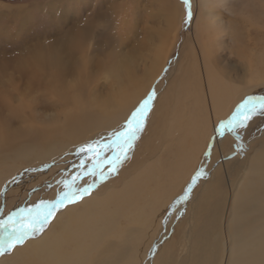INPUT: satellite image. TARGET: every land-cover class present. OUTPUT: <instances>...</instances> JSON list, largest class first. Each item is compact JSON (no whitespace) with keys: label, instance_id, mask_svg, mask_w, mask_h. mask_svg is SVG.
Instances as JSON below:
<instances>
[{"label":"bare ground","instance_id":"1","mask_svg":"<svg viewBox=\"0 0 264 264\" xmlns=\"http://www.w3.org/2000/svg\"><path fill=\"white\" fill-rule=\"evenodd\" d=\"M161 1L169 6L168 0ZM172 7L167 14L168 29L160 33L164 41L170 28L173 33L177 30L183 14L181 9L178 17L177 8ZM245 10L248 11L246 7ZM247 13L246 21H256L251 12L250 17ZM211 32L214 39L217 30L213 28ZM86 33L82 31L80 37L74 38L79 49L68 38L67 43L61 41L50 50L33 55L19 77L27 80L26 89L19 91L12 86L9 92L0 86V182L31 164L34 165L15 182L31 183L42 178L66 161L64 156L76 150L75 145L126 120L152 85L164 93L157 108L160 117H155L159 119L156 139L160 142L148 148L146 140L143 145L148 158L140 156L127 172L118 176L119 180L99 185L88 197L61 209L45 231L1 255L0 264H145L146 252L153 244L158 248L151 264H264V140L255 143L251 154L234 153L237 161L229 190L221 186L220 175L216 176L213 183L218 188L211 187L207 194L193 234L189 231L182 237L188 248L185 257L174 262L175 246L161 236L162 219L173 209L170 202L181 192L175 193L177 184L168 186L164 179L168 176L174 181L180 174L188 175L190 169L185 172L186 166L197 154L193 138L198 132L194 125H207L204 115L203 121L193 123L205 111L202 81L209 108L223 118L249 87L264 80V54H255V59L249 60L248 87L241 92L219 82L223 78L217 64L212 62L205 67L202 63L197 68L189 60L182 65L179 60L174 62L172 70H178V75L174 83L164 86L154 82L170 51L154 48L138 57L133 53L138 48L134 45L129 54L118 58L112 50L109 62H102L97 52L86 53L87 48L82 47L87 41ZM111 38L106 35V40ZM92 61L95 70L89 66ZM99 72L105 73L108 80L103 94L94 85ZM14 98L17 104L13 103ZM26 110L34 121L26 118ZM226 146L224 149L231 153ZM77 152L80 151L72 156ZM49 158L52 159L47 161Z\"/></svg>","mask_w":264,"mask_h":264},{"label":"rangeland","instance_id":"2","mask_svg":"<svg viewBox=\"0 0 264 264\" xmlns=\"http://www.w3.org/2000/svg\"><path fill=\"white\" fill-rule=\"evenodd\" d=\"M250 1L188 0V5L186 6L185 0H168V6L161 0H0L1 89L9 90V92L12 86H17L19 91L26 89L27 80L24 78L20 80L19 77L21 71L27 68L26 64L28 66V61L33 58V55L50 50L56 44L59 45L61 41L65 40L67 43L68 38L69 40H74L73 44H78V42H75V36L80 37L81 32L85 31L86 33L87 30V41L84 42L82 47L87 48L86 53L97 52L98 58L102 62H109L110 57L108 55L112 50L115 54L118 53L115 57H119L123 54H129V48L134 45L138 48L132 52L140 57L141 55H146L150 49L152 51L154 48L155 50L160 48L164 51H170L161 72L155 78L156 81L154 80V84L159 83L165 86L167 83L175 82L178 70L175 69L174 71L172 69L174 62L177 60H179V65L189 60L188 63H193L197 68H201L202 63L207 67L213 62L217 64L222 73L223 81L219 80V82H225L231 89L236 90L238 88L237 90L241 92L248 85L249 60L255 59V54L256 56L264 54V0H252V3ZM170 6H173L172 9L177 8L175 12L178 17L181 9L183 14L177 30H174L176 32L175 37H172L175 32L173 33V30L171 31L169 27L168 37L164 41L161 39L160 33H165L164 30L168 29L166 28L167 14L168 10H171ZM245 7L254 16L251 17L256 20L254 21L252 18L253 23L256 25L245 20V14L248 12ZM189 12L190 18H188ZM248 13L246 16H249ZM213 28L218 33H216L214 39H212L211 35ZM106 35L109 38L112 37L111 40H106ZM171 40L173 42L172 45ZM105 41L109 43L106 44ZM77 44L76 49H79L80 46ZM211 46H213V49L208 55V49ZM190 52H193L192 58ZM90 64L89 66L95 70L96 67L93 61ZM104 75L105 73L101 74L99 72L94 82L96 90L102 94L106 91L108 84V80H106ZM263 81L254 85L255 87L253 86L251 89L249 87V91L242 94L237 101L230 105L229 112L223 118L215 116L209 108L210 104L206 98V89L202 81L201 90L206 100L202 105L205 107V111L202 114V118L200 119L201 116H199L198 119L193 120V123L196 124L198 120L203 121L202 119L205 116L204 120H206L207 125L206 127L198 125L197 127L199 128H197L193 124L195 132H198L195 139L193 138L196 144L195 153L197 154L194 155L195 158H193L192 163L190 161L186 166L185 172L190 169L187 176H185V173L180 174L182 176L177 180L175 179L176 181H170L168 176L164 179L165 184L168 186L174 184L175 187L177 184L174 189L175 193L181 191L180 195H176L173 201L170 202V206L173 209L162 219L164 223H161L162 239L171 240V244L175 246L177 253L174 262L187 255L188 248L184 246L182 237L189 231L191 235L193 234V229L196 227L195 224L200 219L199 213H201L203 203L208 199L207 194L211 187H213L212 189L218 188L213 183L217 179L216 176L220 175L221 186L229 190L227 189L228 182L233 176L232 168L237 161L234 159V153L242 156L251 154V149L255 143L258 144L264 140V114L259 112H254L250 119L244 117L246 127L240 128L238 135L236 132L222 136L217 135V126L213 130L217 118H219V122L229 118L237 106L247 97H264ZM162 89L160 92H162ZM149 93H154V99L150 102L142 130L133 142L127 159L117 166V170L114 173L103 178L93 176L88 170L92 167L93 160L97 158V153H99V157L102 160L111 155L114 150L111 147L102 149L97 145L91 153L87 151L77 152L75 156H72V153L87 144L95 142L107 143L111 139L112 134L124 126L123 124L131 112ZM73 95L75 96V93ZM73 95L72 97H74ZM163 95L164 93H159L155 85H152L136 107L127 115L126 120L122 121L124 123L120 122L112 129L101 131L97 137H88L83 143L75 145L77 149L71 153L69 152L65 155V152H63L62 155H65L64 157L67 156L64 160H67L58 163L56 168L52 166L54 169L47 174L41 175L42 178L31 183H29V180H25L18 184L15 180L23 177L26 170L34 164L24 165L15 170L14 173L0 182V218H5L19 209L35 205L41 200H55L60 192L66 190L64 181L68 183L69 187H85L96 180L97 182L88 194L75 202L78 203L84 197H88L99 185L117 181L120 178L118 176L127 172L132 167L130 166L131 163L133 164L134 160H138L140 156L141 158H148L146 156L148 151L146 152L143 144L146 140H149L147 144L149 148L150 146L158 145L160 142L156 139L159 133L157 127L159 126V119L157 118L160 117V113L157 115V108L161 99H163ZM40 98L43 99L41 96ZM17 101L14 98L13 103L17 104ZM195 110L198 111L197 109ZM151 112L152 115H150ZM25 113L27 119L34 121L32 114L28 110ZM34 123L38 124L36 120ZM208 127L213 130L211 135V130ZM225 146L229 147L231 153L227 151L228 148L227 150L224 149ZM242 156H238V158ZM51 159L49 158L47 161ZM81 162L84 165L83 169L80 167ZM224 165L227 170H225ZM108 167L110 165L102 163L98 169L92 168V171L107 173ZM198 170H201V175L193 183L192 177ZM163 172H166V169ZM205 172L206 175H204ZM185 189L188 191L186 197H184ZM181 197H184V199H181ZM75 203L66 204L57 210L55 215L47 222V225L61 209ZM45 228L43 231H45ZM2 238L3 231L0 230V239ZM29 238H26L23 243ZM157 246L156 244L150 246L146 252L147 257L144 258V262L147 261L145 264H151L150 259L157 253L155 252Z\"/></svg>","mask_w":264,"mask_h":264},{"label":"snow or ice","instance_id":"3","mask_svg":"<svg viewBox=\"0 0 264 264\" xmlns=\"http://www.w3.org/2000/svg\"><path fill=\"white\" fill-rule=\"evenodd\" d=\"M185 5H188V0H185ZM188 18H190V12L188 13ZM153 99L154 93H149L131 112L124 126L119 131L113 133L111 139L107 143L95 142L93 144L84 145L78 149L80 152L87 151L91 153L97 145H99L102 149L111 147L114 150L111 155L102 160L99 157V153H97V158L93 160L92 167L88 170L93 176L103 178L106 175H110L117 170V166L120 163L127 159L133 142L142 130L150 102ZM254 112L264 114V97H247L237 106L229 118L218 122L216 134L222 136L224 134L236 132L238 135L239 129L246 127V120L244 117L250 119ZM102 163L110 165L107 169V173L103 171H92V168L98 169ZM80 167L83 169V162H81ZM200 175L201 170H198L192 177L193 183ZM204 175H206V172ZM96 182L97 181L94 180L85 187H69L68 183L64 181L63 183L66 190L60 192L55 200H41L35 205L19 209L17 212L10 213L5 218H0V230L3 231V238L0 239V255L7 254L14 247L22 244L26 238L36 236L42 232L47 222L55 215L57 210L66 204L75 203L84 195L88 194ZM187 195L188 191L185 189L184 197ZM184 197H181V199H184Z\"/></svg>","mask_w":264,"mask_h":264}]
</instances>
